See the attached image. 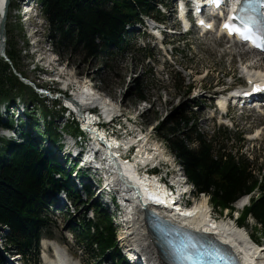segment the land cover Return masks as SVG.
<instances>
[{
	"label": "rangeland",
	"instance_id": "obj_1",
	"mask_svg": "<svg viewBox=\"0 0 264 264\" xmlns=\"http://www.w3.org/2000/svg\"><path fill=\"white\" fill-rule=\"evenodd\" d=\"M12 2L16 6L19 0H12ZM13 4L9 10L7 21L6 50H12L11 47H8L9 41V44H12L11 46H14L16 50L18 71L28 80L58 92L69 87V91L76 92V94L81 92L80 86L78 87L76 84L85 85L100 99L118 107L119 112L123 115L122 118L127 115L128 118L126 117L124 120L127 128L126 133L131 136V139L140 136L135 134L136 131L142 132V136H149L151 145L158 146L164 152L170 165L173 162L176 166H180V163L166 142L159 137L158 128L161 123L166 124L181 113L193 110L200 114V131L210 138H216L217 147L224 146L231 154L240 151L241 155L256 164L255 170L258 175L264 170V117L248 113L243 116L231 113L228 116L230 121H228L225 118L221 119V115L215 109L209 110L215 106V102H211V97H219L220 92L234 87L232 77L237 79L241 77V60L252 62V57L241 59L237 51L229 49V45L221 41L214 43L212 41L214 37H210L208 41H200L197 36L191 35L184 38L186 41L171 39L175 42L173 47L166 48L169 58H164L157 48L156 41L148 39L149 35L147 34L141 37L137 32L128 37L130 42L122 54L116 55L110 61L100 58L98 60L90 59L86 62L81 53L58 52L50 36L49 23L43 18L41 24H37L39 11L32 16L33 24L38 26V34H35V40H32L38 44L32 47L29 39L25 36V32L29 31V26L23 25L22 27L19 23ZM179 41L180 43H178ZM149 50L154 55L151 60L147 59ZM225 51H232L234 55H225ZM11 71L15 75L14 69L11 68ZM49 80H57L58 83L52 85ZM138 81L144 84V101H139L134 96ZM72 82L75 85L69 86ZM178 82L184 83L182 90L178 87ZM187 86H192L194 89L191 95L186 94ZM202 89L203 91H201ZM208 90L210 93L207 92ZM20 97L36 110L34 111L35 115H31L35 117L33 129L30 127L29 123L31 122L28 117L22 119L24 122L20 123V126L25 129L24 132L31 131L34 137L40 141L42 136H45L46 127L53 125V129L61 138L64 135H73L76 127L71 121L67 123L68 120L62 106L63 99L54 102L49 99H41L38 96L36 100H33V97L31 98L26 93ZM54 97L57 96L54 95ZM8 104L11 105L9 102ZM45 114H49V117L46 118ZM38 118L43 122L41 127ZM130 118L136 119L138 124L128 121ZM238 131L245 140L243 144H240L237 139ZM122 136H126L125 132L122 133ZM46 139L47 137L44 138L42 150L46 155L51 151L58 157V149L62 147V142L57 144L58 139L53 138L54 145L57 144L53 147L48 144ZM17 142H20L19 138ZM2 146L0 143V150L3 148ZM136 158L134 161L137 160ZM162 162L166 164L167 161ZM180 179L184 180L182 176ZM90 189L94 193V197L89 199L88 194L83 190L81 192L83 204H80L77 209L63 208L62 212L61 210L55 212V208L52 207L50 211H52L51 218L56 227L53 235L54 242L68 251L70 257L77 262L99 264L100 261L93 253L87 251L79 253V248L71 236L72 227L76 222L83 220L86 215L92 218L93 208L100 204L106 207L105 210L113 217V220H117L114 227L120 241L125 230L124 224H122L125 215L122 212H117L110 204L105 206L107 200L98 199L94 186H91ZM203 196L197 198V201ZM206 199L212 212L219 220L231 221L229 218L235 220L236 212L215 209L211 198L206 196ZM68 210H71L69 214ZM241 227L246 229L252 238L260 241L261 246L264 247V240L260 234L261 227L253 218L246 220ZM121 245L123 246L125 243L120 241Z\"/></svg>",
	"mask_w": 264,
	"mask_h": 264
},
{
	"label": "trees",
	"instance_id": "obj_2",
	"mask_svg": "<svg viewBox=\"0 0 264 264\" xmlns=\"http://www.w3.org/2000/svg\"><path fill=\"white\" fill-rule=\"evenodd\" d=\"M39 1L58 52L81 53L86 62L103 51L101 44L123 50L125 26L139 22L140 12L148 14L152 9L151 0ZM11 45L8 41V47L12 50H7V56L18 70L16 50ZM109 55L113 56L114 53L110 52ZM136 86L135 98L144 101V84L138 81ZM179 87L182 90L183 84ZM24 93L33 100L38 98L32 88L13 75L8 63L1 58L0 107L5 102L15 103ZM4 127L11 128V125L3 124L0 115V129ZM47 133L51 139L57 138L59 142L60 136L53 125H48ZM75 133L81 134L78 127ZM157 133L179 160L198 194L209 196L215 209L234 212L236 202L259 188L262 192L260 197L253 199L251 206L243 211L240 224L244 225L246 220L253 218L261 227L260 234L264 240V175L261 182L260 173L258 175L255 170L256 164L241 155L240 151L231 154L226 147H217L216 138L208 139L202 134L197 119L193 115L187 116V113L172 118L166 124L161 123ZM23 138L21 145L0 139L3 145L0 150V227L11 230L6 239L9 248L26 257L34 250L42 230L48 225V219L43 214L47 192L64 188L76 199L79 195L75 193L62 165L49 159L33 137ZM238 139L242 141V137ZM55 174H62L64 181H57ZM96 212L99 223L83 227L81 242L90 248L97 245L102 257H108L107 252H113L122 264L125 260L117 248V232L112 218L101 206L97 207ZM92 227H95L94 234ZM3 262L0 255V264Z\"/></svg>",
	"mask_w": 264,
	"mask_h": 264
},
{
	"label": "bare ground",
	"instance_id": "obj_3",
	"mask_svg": "<svg viewBox=\"0 0 264 264\" xmlns=\"http://www.w3.org/2000/svg\"><path fill=\"white\" fill-rule=\"evenodd\" d=\"M6 0H0V31L3 20L6 16ZM29 14V13H28ZM9 11L7 14L8 21ZM28 19V18H27ZM232 53V52H230ZM236 54V53H235ZM237 54L241 59L252 57L243 50L237 49ZM253 61L256 54L253 55ZM264 61L256 59L254 64L257 68ZM248 69V68H247ZM257 72V71H255ZM75 85L73 82L69 86ZM81 89L72 101H66L71 110L78 112L86 124V128L93 134L95 141L90 145L86 159L92 162L93 158L100 154V163L97 162L106 173L109 187H116L115 192L121 195L128 205V216L124 222L126 231L122 239L126 240L129 247L133 248L135 253H139L152 264H162V256L154 244L150 229L147 227V205H150L149 197L156 196L162 191L157 189L154 181L143 179L139 168L142 165L154 164L159 161H168L164 152L158 146H152L149 136H140L129 142V149L138 146L137 160L132 164H126L122 161L120 149H117L116 143L108 141L103 134H98L92 128V120L88 119L84 112L94 107H101L106 111V116L112 118L119 112L118 107L112 106L106 100L100 99L95 93L87 89L85 85L76 84ZM218 104L223 107L226 99L222 98ZM105 142V144H104ZM50 149V148H49ZM97 158V159H98ZM92 160V161H91ZM179 183V182H177ZM208 199V198H207ZM206 197H202L196 203L188 206V209H182L180 206L175 210H168L162 207L165 213V221L169 224L184 230L194 236L208 238L227 250L234 249L245 264H264V247L255 246L251 235L246 229L240 228L237 223L228 220H217L213 222V212L209 206ZM173 200H175L173 198ZM239 203H237L239 208ZM123 224V223H122ZM125 229V228H124ZM252 240V241H251ZM62 261V260H61Z\"/></svg>",
	"mask_w": 264,
	"mask_h": 264
},
{
	"label": "water",
	"instance_id": "obj_4",
	"mask_svg": "<svg viewBox=\"0 0 264 264\" xmlns=\"http://www.w3.org/2000/svg\"><path fill=\"white\" fill-rule=\"evenodd\" d=\"M9 5H10V0H6V16L3 20V23L1 25V31H0V56L5 60L6 63L13 69V63L11 60L8 58L6 54V48H7V14L9 11ZM14 74L16 77H18L22 83H24L26 86L32 87V84L28 82L21 74L17 73L14 71Z\"/></svg>",
	"mask_w": 264,
	"mask_h": 264
},
{
	"label": "snow or ice",
	"instance_id": "obj_5",
	"mask_svg": "<svg viewBox=\"0 0 264 264\" xmlns=\"http://www.w3.org/2000/svg\"><path fill=\"white\" fill-rule=\"evenodd\" d=\"M225 28L228 29L230 32H239L238 28H233L231 24H225Z\"/></svg>",
	"mask_w": 264,
	"mask_h": 264
}]
</instances>
